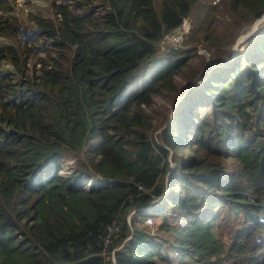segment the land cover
<instances>
[{"label":"trees","instance_id":"16d2710c","mask_svg":"<svg viewBox=\"0 0 264 264\" xmlns=\"http://www.w3.org/2000/svg\"><path fill=\"white\" fill-rule=\"evenodd\" d=\"M221 2L199 72L160 41L212 0L65 2L40 21L51 49L27 76L39 46L20 45L24 77L0 87V264H264V26L230 44L264 0ZM154 95L175 101L156 134Z\"/></svg>","mask_w":264,"mask_h":264},{"label":"rangeland","instance_id":"374dc122","mask_svg":"<svg viewBox=\"0 0 264 264\" xmlns=\"http://www.w3.org/2000/svg\"><path fill=\"white\" fill-rule=\"evenodd\" d=\"M75 1H81L83 5V8L76 11L85 12L90 6H95V9L99 8V3L102 0H0V87L6 81H21L24 77L20 75L18 69L19 64L17 62L22 63L25 57H27V54L20 45L39 46V52L34 51L30 60L26 62L28 67L27 76L32 74L31 67L37 58L39 56H45L47 54L46 50L51 49L50 41L52 39L38 33L39 30L43 29L40 21L47 20L50 23H56L59 14V5L65 2L72 3ZM212 2L217 7H211L209 20L203 23L202 26H195L193 28L190 23L191 21H185L181 27L165 34L160 41L161 50H164L168 45L188 47L189 49L194 48L196 52H188L186 56L187 65L185 68H187V72L195 69L199 72L204 66V63L210 60L212 50L220 47L219 44L215 43V37L217 32L222 33V27L219 26L220 30L219 28H215V31L208 30L206 33V25L210 24V29H212L217 24L228 22L231 18L221 0H212ZM262 26H264V15L250 23L244 32L243 29L246 25L242 24L241 29L239 27L236 30L235 39L230 43L232 51L235 53L237 49L242 48L246 44V38ZM9 45L16 51V56H14L12 48H9L10 52L5 50V47ZM43 45H46L44 49L40 48ZM43 62L44 59L39 60L37 65H42ZM185 76L184 72L177 73L175 75L177 83L184 84L186 82ZM172 95H154V105L151 111L154 114V123L157 128L153 134H156L161 126L164 125L163 122L168 114L171 115L175 103ZM71 158H69L70 160L66 159L65 163H71ZM150 219H148V222L153 224V218Z\"/></svg>","mask_w":264,"mask_h":264},{"label":"clouds","instance_id":"9594fccd","mask_svg":"<svg viewBox=\"0 0 264 264\" xmlns=\"http://www.w3.org/2000/svg\"><path fill=\"white\" fill-rule=\"evenodd\" d=\"M68 159H69V158H68ZM69 160H70V159H69ZM71 160L73 161V160H74V157H72ZM72 161H70V162H72Z\"/></svg>","mask_w":264,"mask_h":264}]
</instances>
